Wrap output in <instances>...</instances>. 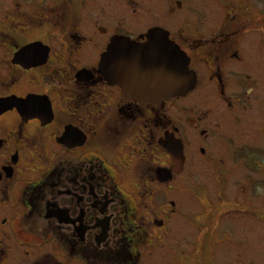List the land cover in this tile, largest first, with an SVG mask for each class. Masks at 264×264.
I'll return each mask as SVG.
<instances>
[{"label":"flooded vegetation","instance_id":"af4514ba","mask_svg":"<svg viewBox=\"0 0 264 264\" xmlns=\"http://www.w3.org/2000/svg\"><path fill=\"white\" fill-rule=\"evenodd\" d=\"M160 8L138 0H0V264H248L241 245L248 199L242 193L243 203L231 201L226 183L200 192L180 181L192 133L172 123L169 107L172 100L191 106L187 99L208 69L220 96L208 111L213 119L196 114L185 125L198 135L194 153L215 172L232 173L228 158L251 125L238 116L259 85L246 45L264 21V0H165ZM153 29L167 31L190 59L197 82L185 96L139 101L109 77L112 41L146 43ZM171 134L183 144L181 170L166 146ZM257 162L253 170L263 167ZM176 180L182 195L193 191L178 204L170 196ZM171 208L181 215L194 208L193 250L168 245L181 225H170ZM258 209L259 218L264 205ZM231 214L230 224L241 227L231 240L217 238L229 233L223 219Z\"/></svg>","mask_w":264,"mask_h":264},{"label":"rangeland","instance_id":"374dc122","mask_svg":"<svg viewBox=\"0 0 264 264\" xmlns=\"http://www.w3.org/2000/svg\"><path fill=\"white\" fill-rule=\"evenodd\" d=\"M138 1L140 3H143L145 7L153 8L158 11H163L164 9L160 8V6L164 5L165 0ZM25 2L26 4H34L32 3V1ZM76 8L79 9L78 6H76ZM75 12H78L80 14V9L76 10ZM250 30L251 31L249 35H247V38L250 39L248 41V44L246 45V53L249 54L251 74L252 70H254V73L259 80V85H253L254 92L249 96L250 102L252 103L251 108L247 111L246 114L244 111L243 115L240 114L238 116L240 119L249 122L251 125H249L247 129H242V136L238 135V138H240L239 142L244 145L238 147V151L232 153V155H230L228 158L227 164L231 168L230 171L232 173L215 172V169L209 163L203 160L204 155L202 154V152L198 150L194 153L195 140L196 138H198V135L197 137H195L196 131L188 130V126L185 125L186 117H195L196 114H199L198 116L205 117V120L208 119L212 121L213 119L212 115L208 113V111L212 109V107L214 106L213 102L219 100L220 96L217 92L211 90V86V89L209 87L210 81L207 78L209 74L208 69H205L204 74H202L204 75L202 86L198 88L196 92H194L187 99V101L191 103V106L184 107V105L186 104L179 102V100H172V102H170L169 114L170 119L173 121V124L174 121H178L180 124H183L185 131H191L192 133L190 138L187 139L188 146L193 154L192 156H189V165L186 171L187 173L183 176L182 180L180 181H191L196 183V185L199 186L198 189L200 190V192H202L203 189H205V191L207 192L211 191L214 185L219 184V182H222V185L224 183H226V185L229 184L228 186L231 187L233 194L229 195L228 197H230L232 201L231 197L237 196L238 200H241V203H243L241 195L242 193H244V195L248 199L250 208L248 212V219H245L243 221V223H246L245 229L247 234H244V240L241 245L245 246L247 249L248 264H264V214L259 218L255 215V209H258L261 204L264 205V150L259 151L260 146L262 147L264 145V130H262V127L264 129V21H262L261 27L251 28ZM253 42L255 43L253 44ZM254 53H260L261 56L254 59V56H252ZM190 112H192V114ZM239 112H241L240 108ZM243 153H245L246 155L244 157L245 162L242 164L240 163L239 159L241 158ZM233 155L240 157L233 158ZM257 161H260L259 164L263 167L253 170L252 168L254 164L258 163ZM178 182L179 180H176V182L172 184L174 188H171L172 192L170 194L171 198L177 204L183 203L185 199L188 200V196L193 195V191L189 187H187L188 195H182L184 189L183 187H180L181 184ZM232 207V209L236 210V206ZM171 211L175 212L176 210L175 208L174 210L173 208H171L170 212ZM194 212V208H186L184 214L181 215L180 213L175 212V215L172 214L169 217V220L171 218L169 222L170 225L172 222L175 221L181 222V225L178 224L175 228V231L167 237V242L169 246H174L173 244H178V246L180 245L182 249H184V247L186 246L187 249L193 250V246H195V244H198L199 236H197V233L195 232V227L192 225L193 223H195V216L193 217ZM252 212L254 213L252 214ZM258 212L260 213L259 209ZM232 215L233 217L231 218ZM236 219L237 216L235 214L226 216V219H223L224 221H226V224L225 226H223V228L228 229L229 233L225 232L223 234H218L217 238L221 239V237H223L227 239L230 238V240L233 239V237L230 236L236 234L237 231L234 229L241 227V225L234 226V223L233 225L230 224L232 220L233 222H235ZM208 226L210 227V224ZM161 231L162 230L156 231L154 233L155 236L153 239V244L155 246H160L162 244L159 243L158 240H155L161 235ZM180 236L181 240L178 241L177 237ZM237 239L239 238L237 237ZM219 243L220 240H218L217 244ZM232 243L236 246H240L235 241H233ZM206 244H211V242L208 241ZM169 250L171 252L170 255L174 257V253L172 252L173 248H169ZM177 250L178 252L180 251L179 248ZM153 255L155 256L157 255V253H153ZM173 257L166 259L172 262L174 260ZM164 259L165 257H154V260L158 261H162Z\"/></svg>","mask_w":264,"mask_h":264},{"label":"water","instance_id":"95a60500","mask_svg":"<svg viewBox=\"0 0 264 264\" xmlns=\"http://www.w3.org/2000/svg\"><path fill=\"white\" fill-rule=\"evenodd\" d=\"M109 45L105 59L109 77L125 82V87L138 100H166L185 96L196 87V73L189 69L190 59L178 45L170 41L168 32L153 29L146 43H137L128 37H119ZM117 70L121 72L117 73ZM174 161L182 169L183 144L173 134L167 137Z\"/></svg>","mask_w":264,"mask_h":264}]
</instances>
